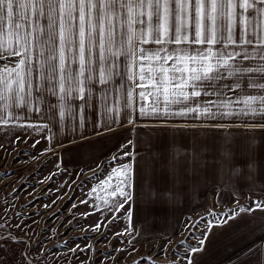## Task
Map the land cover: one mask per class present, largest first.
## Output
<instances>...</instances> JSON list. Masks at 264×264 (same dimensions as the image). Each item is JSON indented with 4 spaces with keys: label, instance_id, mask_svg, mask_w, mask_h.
Wrapping results in <instances>:
<instances>
[{
    "label": "snow or ice",
    "instance_id": "6c2138e0",
    "mask_svg": "<svg viewBox=\"0 0 264 264\" xmlns=\"http://www.w3.org/2000/svg\"><path fill=\"white\" fill-rule=\"evenodd\" d=\"M149 43L159 47H140ZM194 45L203 47L197 50ZM233 45L242 47L229 51ZM34 48L39 49L35 62ZM0 51L19 57L15 67L0 69L3 123L19 117L16 109L41 112L44 93L58 97V104L48 107L59 109L60 120L65 117V105L70 119L75 115L69 99L73 93L87 104L90 97L86 93L95 83L113 81L123 64L135 85L122 92V116L130 123L149 115L212 117L215 102L203 101L202 91L203 95L209 89L223 95L215 81L223 79L224 73H242L247 87L255 88L257 94L221 101L224 107L243 104L238 113L225 115H253L258 122L246 127L264 129V0H0ZM33 72L37 79L34 109ZM226 87L231 90L232 86ZM136 88L140 89L139 100L151 97L149 104L138 109L134 107ZM105 100V122L115 123L109 113L120 116L119 105L110 108L107 95ZM56 115L53 112L52 118ZM124 156L129 163L113 168L105 181L109 186L113 178L117 181L110 193L124 198L117 210L133 199L128 190L132 187V154L125 151ZM235 215L233 211L227 219ZM206 238L207 228L199 246H190L191 252L202 251ZM188 264H194V257Z\"/></svg>",
    "mask_w": 264,
    "mask_h": 264
},
{
    "label": "crops",
    "instance_id": "0c3cea01",
    "mask_svg": "<svg viewBox=\"0 0 264 264\" xmlns=\"http://www.w3.org/2000/svg\"><path fill=\"white\" fill-rule=\"evenodd\" d=\"M140 47L155 49L159 45L149 43ZM193 47L199 50L203 46ZM233 47L239 49L242 46H230L229 51ZM32 51L35 62L39 49ZM0 58L8 59L0 62V69L5 65L15 67L19 60V57L2 51ZM239 61L238 57L237 63ZM168 64L171 65L172 61ZM119 72L120 75L107 85L95 83L91 92L86 93L90 97L87 104L73 93L69 99L75 115L70 119L67 105L62 121L59 109L48 107L58 104V97L49 93L43 94L41 112L16 109L19 113L17 119L0 122V144L9 142L14 145L17 141L21 146L48 154V172L54 171L61 183L84 179L79 195L83 206L88 208L87 213L120 216L123 229L132 230L133 239L137 241L174 237L185 216L209 206L211 200L221 203L227 198H247V205L235 207L223 219L233 211L235 218L227 219L226 223L214 221L208 225L203 250L193 254L197 259L194 264L236 261L264 264V129L246 127L258 122V117L253 115H225L238 113L243 104L232 103L229 107L221 104L224 100L237 101L245 95L257 94L255 88L247 87L246 75L228 76L224 73L223 79L215 81L223 95L218 96L211 89L208 95H203L201 90L203 101L215 102L212 117L194 118L189 114L158 118L149 115L130 123L122 116V92L135 85L128 80L123 64ZM32 83L34 109L35 72ZM144 83L147 85V81ZM227 85L232 86L231 90ZM139 91L136 88L134 93V107L137 109L151 102V97L139 100L136 95ZM106 95L108 107L119 105L120 116L109 113L116 119L115 123L111 119L105 122ZM53 112L57 113L55 119L52 118ZM125 151L132 154V187L128 190L133 199L117 210L124 199L110 195L117 181L113 178L111 186L105 181L113 168L120 163H129ZM114 156L117 159L114 160ZM101 201L105 205H101ZM257 204L262 207L257 208ZM99 208L108 211L98 213ZM241 208L251 211L242 212Z\"/></svg>",
    "mask_w": 264,
    "mask_h": 264
},
{
    "label": "rangeland",
    "instance_id": "374dc122",
    "mask_svg": "<svg viewBox=\"0 0 264 264\" xmlns=\"http://www.w3.org/2000/svg\"><path fill=\"white\" fill-rule=\"evenodd\" d=\"M47 164L46 153L17 141L0 144V264H188L208 225L248 203L211 200L188 213L174 237L137 241L120 216L87 213L79 195L84 179L61 183Z\"/></svg>",
    "mask_w": 264,
    "mask_h": 264
}]
</instances>
